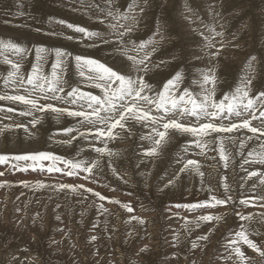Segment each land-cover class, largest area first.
Instances as JSON below:
<instances>
[{
    "label": "rangeland",
    "instance_id": "rangeland-1",
    "mask_svg": "<svg viewBox=\"0 0 264 264\" xmlns=\"http://www.w3.org/2000/svg\"><path fill=\"white\" fill-rule=\"evenodd\" d=\"M46 1L47 4H45ZM108 1L0 0V31H3V34L0 33V38H11L14 42H21V44L32 49L22 61L21 71L25 75L31 72L32 65L36 63L35 52L33 51L34 46L41 44L49 48L61 46V48H65L74 54L79 53L81 50V55L95 59L101 58V62L107 63L108 61L109 66L113 68H122L121 64L123 60L119 58L121 51L117 50L118 42L116 38L112 39L114 44H101L99 47H89L88 44L90 45L98 41L89 40L83 34L75 33L73 30L68 29L66 25H61L56 22L57 20H64L74 25L77 23L79 26H82L81 24L86 22L85 24L89 26L87 27L83 24V27L85 25L91 31H100L103 29L102 33L104 31L106 37L108 35L107 26L111 22L117 23V21L111 17H106L105 13L109 9L114 13L116 9H119L121 13H129V6L133 3V0H111V3ZM204 2L207 5L210 2L215 5V7L213 6L211 15L215 18L214 22L218 23L216 31H221L220 33H223L222 36L210 35L211 31L209 29L211 27L206 18L208 14L202 10V7L205 5ZM60 3L62 7H59ZM135 3V8L130 12L133 14L132 16H135V21L118 20L120 24L126 23L124 24L125 26L135 25L134 31L130 34V38L137 44L149 40H153L156 44V37L158 35L164 33L163 35L166 36L165 39L163 36L158 40L163 47L158 45L155 51H152L153 47H151L154 43L147 44V48L145 47L143 51L137 52L131 50L138 58L145 54L143 52H152L155 56L149 65L152 70L145 76V79L153 87V93L150 94L154 95L156 90H162L163 84L166 82L165 80L172 78L179 71L183 75L181 82L182 88L180 85L178 86L181 94L187 88L193 93V96L197 95L202 85L201 88L204 90L207 89L205 95H209L211 99L219 102L225 94L235 90L238 71L241 72L242 64L247 63L252 56H255L256 59L254 60L255 62H252V70L250 71L254 74L251 77L252 87L249 96L255 97L260 91H264V0H135ZM43 7L46 11H44ZM181 7L182 9L186 7V12L189 10L191 14L189 19L185 20L178 15ZM207 9L211 10L208 7ZM67 11L68 13H66ZM177 15L184 22L182 27L179 26L180 21H178ZM101 19L105 20V25L100 22ZM190 23L196 26L191 29L188 26ZM14 26H17V29ZM8 28H15L16 30L33 34L30 36L32 39L30 37L27 38V36H18L17 33L12 34L6 32ZM37 28L41 29V31L37 32L35 30ZM58 29L61 31L60 33H63L64 37L46 35V33L52 32L53 30V32L58 33ZM120 29L119 31H124V29ZM68 32L72 36L77 34V37L75 36L76 39H66L65 37L69 36ZM184 32L186 34L188 33L187 37L184 36ZM199 32L204 33L206 37L209 36V39H216L221 45L219 49L220 53L214 57L215 65L213 66L211 62L208 64L203 62V64L197 65L198 59H201V62L203 60L200 52L204 46H200L199 42L209 41V39L203 38ZM78 34L81 37H78ZM186 38H190V42ZM128 47L131 49V45ZM75 49H77V52H74ZM88 49L92 50V52ZM192 51H195L196 55L193 57V60H188L191 55L190 52ZM166 53L174 54L173 64L168 58L164 57ZM2 54L6 58L8 57L9 60L16 61L19 59L12 52H4ZM3 55L0 53L1 60L5 58ZM226 56H230L229 58L233 59L234 67L232 66L230 70H228L230 65L227 62L225 63ZM51 58L52 60H50ZM53 59V56L48 57V63L44 65L43 69L45 73L50 74V64ZM5 63V61L0 62V95L4 94L2 91L11 85H5L4 83L8 68L10 67L9 71L11 70V66ZM225 64L229 67L227 66V68ZM211 67L212 74L215 76L214 83L211 81L207 85V83H203L201 74L196 75L193 73L195 70L207 71L209 73ZM246 67L248 68V64H246ZM122 69L126 70L125 68ZM159 70L167 72L162 77H159L156 75ZM246 70L248 71V69ZM66 72L63 79L68 82V85L79 87L82 91L91 92L93 95L101 94L100 89L95 88L78 76L73 61L69 62ZM79 79H82V81H79ZM194 81L197 83H194ZM27 87L30 88L31 86ZM68 88L66 85L65 93L60 95H65L70 90ZM213 90L214 96L211 95ZM20 91L24 93L23 89ZM95 91L98 92L96 93ZM7 101H0V108L3 104L2 108L4 110L2 112L5 114L4 119L0 121V129H3V131H0V155L9 156V159L5 163L0 164L4 167L0 171L4 173L3 176H0V182H7L4 187H0V264H216L219 262L218 259H220L218 264H241L239 258L233 251L234 246L230 243L235 239V233L241 230V225H245L247 228L245 231L249 239L255 243V240H258L259 245H257L264 251V200L258 198L264 196V184H261L259 186L260 188L258 187L257 189L256 186L254 189L248 185L246 180L244 182L240 180L244 165L240 162L247 161L246 163H248L259 160V158L252 157H259L258 153H261L264 149L259 152L258 147H256V139L251 136L253 134L250 132H246L248 134L244 136V141H241L242 131H248L247 129L234 131L228 135L227 133H221L219 134V137L221 136L220 138L217 137L216 133L203 137L206 140V147L204 146L206 160L202 162V166L200 167H202L206 174L210 172V178H208L209 189H198V176H195L192 179L193 181L191 180V183L188 184V179L184 174L179 176V179H176L173 188L165 187L161 191L155 190L159 184L158 181H155L153 184L144 185L139 176L136 178L132 176V171L125 172L129 180H120L115 176L116 174L113 169L116 170L122 165L124 168L128 166L127 168L130 169L131 167L136 174L139 173L140 167L138 169L135 164H139L140 161L136 162L133 157L135 152L134 146H132L133 148L128 152L129 156L125 159L120 157L113 160V162H110L112 160L103 161L102 167L97 166L101 168L98 172L100 179L98 180L100 182L97 183L98 187L95 186L93 188L96 189V192L101 189L102 195L112 199H114V196H110V194L119 195L121 204H128L132 207L133 211L129 212L127 209L121 207L120 204L111 203L109 200L100 201L99 198L92 194L86 198L79 196L71 189H60L59 186H54L50 182H41L52 181L56 178L62 182L68 181L69 178L73 179L75 175H67L68 169L60 161H54L52 159L16 161L12 159L11 157L15 155L42 152L51 154V156L62 157L64 160L76 161L81 160L74 157V154H77L76 157H78L75 147L79 141L87 143L90 150L97 147V144L92 137L86 140L77 134H75L77 139L72 140L71 144L62 142L68 140V138L62 139V137L69 135L63 133L62 129L69 127L77 129L76 126L79 125L80 128L78 129L85 131L88 127H91L89 125H83L82 128L81 124L78 123L79 118L67 115L59 116L64 121L63 125L65 127H63L62 125L58 126V121L53 118H58L55 114L51 116L53 114L51 112L47 114L37 112L35 113L37 114L36 116L41 117V119L33 128L29 124L32 117L21 116L19 114L26 106H22L20 102ZM49 102H53L52 104L58 107L63 106L70 107L73 110L77 109V105H67L55 100H50ZM19 105L22 106V109ZM7 108H12L14 111L9 112ZM259 109L260 106L257 104L256 116H259ZM153 114H156L155 111H153ZM0 115L2 116L1 112ZM223 123L228 124L226 121H223ZM17 124L27 125L29 131L26 132L23 127H16ZM134 127V131H131V134L126 130L115 129L114 132L118 134L111 141L118 144L123 136L126 135L133 136V145L139 139L140 144L138 146H146V144L142 143L144 140L142 137L147 136L150 131H147L146 127L144 128L141 124L134 123ZM252 127L263 128L264 124L260 122V127L259 125ZM170 133H173L177 137V141L169 149L171 153L167 156L166 161L161 166L158 164L159 171L157 174L154 172L151 173L154 179L160 177L161 173L170 163L171 154L177 150L181 143H185L186 145L194 143L190 139V134L174 132L172 130H170ZM182 134L184 137L181 136ZM256 135L264 139V136H261L259 133ZM228 136H231V139H228ZM248 137H252V139L250 140ZM220 139H223L224 151L230 153V180L226 185L227 195H230L232 200L226 205L205 207L194 211L182 207H175L176 205L196 204L206 201L212 195L217 198L225 197V187H222V185L225 186L222 182V175L226 172L225 161L221 160L217 148V145L220 144ZM148 142V145L151 147V141L148 140ZM249 145L252 149L249 148L251 150H246L245 148H248ZM66 146L72 148H67ZM242 148L243 151L241 152L240 150ZM75 151L76 153H74ZM94 154L98 153L94 151ZM105 154L98 155L104 157ZM126 163L128 164L126 165ZM133 163H135L134 167ZM50 167H58L62 171L49 172L48 169ZM95 169H93L92 174L77 170V176L74 178L79 177L77 180L81 179L84 183L89 184L92 180V175L97 173ZM27 174L35 175L32 177L34 179H24L23 176ZM64 176L66 177L63 178ZM85 177H88V179L86 180ZM249 177L252 178V176ZM70 185H74V183ZM253 189L256 191L255 193ZM80 190L81 192H85L84 189ZM87 200L89 201L88 203H86ZM241 200H249V203L247 205L241 204ZM100 204H103L104 208L108 209V211L104 212L100 209ZM237 213L240 215H237ZM208 214L221 216L222 219L211 222L201 221L199 222V226H197L196 218ZM241 215L249 218L241 219ZM133 217H136V219H133ZM141 220L144 223H141ZM186 221H190L191 223H186ZM23 233H25L27 238H23ZM93 236L96 237L95 240H92ZM144 236L146 237L145 241L141 240ZM200 236H206L207 239L200 240L198 239ZM194 242L197 245L195 248L192 247ZM240 247L244 251L245 256L250 258L245 260L244 264H264V256L260 252L244 244H241ZM145 248L146 251H141V249ZM204 253L208 255L205 256Z\"/></svg>",
    "mask_w": 264,
    "mask_h": 264
},
{
    "label": "snow or ice",
    "instance_id": "snow-or-ice-1",
    "mask_svg": "<svg viewBox=\"0 0 264 264\" xmlns=\"http://www.w3.org/2000/svg\"><path fill=\"white\" fill-rule=\"evenodd\" d=\"M109 3H111V0H109ZM135 6L136 3L135 0H133V3L129 6V13L132 12ZM141 11H143V9H141ZM105 15L114 20L132 19L135 21V16H129L128 13H121L119 9H116L115 13L109 9ZM56 22L61 25H66L68 29H71L76 33L83 34V36L89 40L98 41L88 45L89 47H99L101 44H113L114 42L112 41L111 36L115 35L118 42L117 50L127 56V59L131 62L130 71L113 68L98 59L81 54H74L65 48H49L43 45H36L34 46L36 63L32 65L31 72L25 75L21 71L22 61L32 49H29L21 43L14 42L11 38H0V53L12 52L19 57L16 61L9 60L5 57V62L11 66V70L8 71L4 83L5 85L11 84L14 91L17 93H19L21 89H23L25 93L14 95L2 94L0 95V101L8 100L12 102H20L22 105H25V109L19 114L21 116L32 117L29 124L33 128L41 119V117L35 115L37 112L45 114L51 112L58 117L67 115L79 118L78 123H80L81 126L90 125L91 127H88L85 131L69 127L62 129V132L69 135L76 132L79 137L86 140L89 137H92L93 140L99 141L104 145L103 147H95L94 151L96 153L100 155H104L105 153L112 155L111 150L107 147V143L109 140L116 138L118 133H115L114 130L119 128L120 130H127L131 133V125L133 123L141 124L144 127H149L151 129L147 136L142 137V139H148L152 143V147L147 149L144 153V155L148 157L157 155L158 151L168 143L171 138L170 130L197 137L198 139L195 140L194 143L196 147L201 148L202 150L199 154H203V147L206 143L199 138L211 135L212 133H216L219 138V134L221 133L230 134L234 131L247 129L249 132L253 133V135L259 133L261 136H264V128L251 126V119H257V104H259L260 109H264V91H260L255 97H250L249 93L251 91L252 80L249 79L247 75L242 78L241 84L238 85L234 91L225 94L219 102L211 99L209 95H205L203 99H199L198 101V99L193 96V93L187 88H185L182 94L177 97L175 93L179 90L178 86L183 79V75L179 71L163 84L162 90H156L155 94L152 95L150 93H153V87L145 79L147 73L152 70L149 66L151 64V53L145 52L143 56L138 58L137 56L128 55V52L130 50L137 52L143 51L147 44H152L154 41L149 40L137 44L132 40L130 34L134 30V24L128 26L118 23L109 24L108 28L110 31L106 38L105 34L100 31H90L86 27L67 23L64 20H57ZM100 22L104 23V20L101 19ZM119 28H123L124 31H119ZM35 30L37 32L41 31L39 28ZM209 31L214 32V29L210 28ZM46 35L63 36V33L50 32L46 33ZM201 35L203 34L201 33ZM214 35L222 36L223 33L214 32ZM65 38L68 40L75 39L73 36H66ZM205 39L208 38L205 37ZM129 45H131V49H129ZM208 46H212L210 41ZM152 51H155V48H153ZM218 53L219 50L217 53H214V55ZM49 56L54 57L51 63L50 74L45 73L43 70L44 65L48 63ZM255 59V56L249 58L248 69L250 71L252 70V62ZM70 61L74 62L79 77L95 88L101 90L100 95H93L91 92L82 91L79 87L68 85V82L63 79V76L67 71ZM201 75L204 83H207L210 80L214 83V74L210 75L208 72H203ZM194 83L197 82L194 81ZM66 85L70 90L67 91L65 95H60V93H65ZM27 86L31 87L29 88ZM211 95L214 96V90ZM42 100H55L67 105H77V109L73 110L70 107H58L49 102L41 103L40 101ZM2 110L3 109L0 108V111ZM7 111L12 112L14 109L9 108ZM153 111H155V115L153 114ZM169 114H171V118H169ZM249 116L250 118H247ZM259 116L264 117V110H259ZM188 117L194 118V122H181ZM233 117L239 118V122L233 120ZM225 120L228 121V124L223 123ZM216 121L220 122L217 123ZM261 123L264 124V120H262ZM16 127H23L26 132L29 131L27 125L17 124ZM0 131H3V129H0ZM227 138L231 139V136H228ZM75 139H77V136H71L70 139L62 142L71 144L72 140ZM248 139H252V137H248ZM258 156L259 160L255 162L264 164V151L258 153ZM11 158L16 161H36L43 159L60 161L68 169L67 175L70 176L77 174V170L92 174L93 169L98 166L97 160L91 162L85 160H64L62 157L51 156V154L42 152L15 155ZM220 158L225 161V167H227L228 155L225 154L223 142L220 144ZM8 159L9 156L0 155V164L5 163ZM181 159L183 160V158ZM48 171L59 172L62 171V169L58 167H50ZM113 171H115V169H113ZM186 171H194L201 177L204 175L200 171V165L197 160L187 159L174 179H179V173ZM3 175L4 173L0 172V176ZM257 175L264 177V173H257L255 171L249 173V176ZM85 179H88V177H85ZM174 179H170L168 185L174 183ZM93 182H95L94 178ZM260 182L264 183V178H262ZM6 183L7 182H0V187H4ZM168 185H165V187ZM59 188L71 189L72 191L84 189L85 192L92 193L95 197L99 198L100 201L109 200L111 203L120 204L121 207L127 209L129 212L133 211L130 205L121 204L119 200L106 197L100 192H96L91 188H86L83 184L75 186L70 184H60ZM258 198L264 200V196ZM231 200L232 197L227 195V185L225 184L224 198H217L212 195L210 196V199L206 201L198 202L196 204L176 205L175 207H182L194 211L205 207L226 205ZM240 203L247 205L249 200H241ZM99 208L104 212L108 211V209L104 208L103 204H100ZM237 215L240 214L237 213ZM240 218L248 219L249 217L241 215ZM133 219H136V217H133ZM221 219V216L212 214L201 215L196 218V223L197 226H199V222L201 221L211 222L219 221ZM140 222L143 223L144 221L141 220ZM186 223L191 222L186 221ZM235 237L236 238L230 243L234 246L233 251L239 258L241 264H244V261L248 259L245 256L244 251L241 250V244L247 245L249 248L260 252V254L264 256V251L259 248L257 243L249 239L243 225H241V230L235 233ZM95 239L96 237L93 236L92 240ZM198 239L205 240L207 237L200 236ZM192 247H197L195 242ZM141 251H146V248L141 249Z\"/></svg>",
    "mask_w": 264,
    "mask_h": 264
},
{
    "label": "bare ground",
    "instance_id": "bare-ground-1",
    "mask_svg": "<svg viewBox=\"0 0 264 264\" xmlns=\"http://www.w3.org/2000/svg\"><path fill=\"white\" fill-rule=\"evenodd\" d=\"M49 1V0H48ZM78 1V0H77ZM103 1V0H102ZM10 2V1H9ZM12 2V1H11ZM109 2V1H108ZM194 2V1H193ZM206 2V1H205ZM205 2H204V4H205ZM7 3V2H6ZM13 3H14V1H13ZM41 3V2H40ZM55 3V2H54ZM77 3V2H76ZM107 3V2H106ZM201 3V2H200ZM209 3V2H208ZM42 4H43V2H42ZM45 4H47V1H46V3ZM69 4V3H68ZM78 4V3H77ZM97 4V3H96ZM203 4V5H204ZM49 5H51V3H49ZM49 5H48V8H49ZM53 5V4H52ZM59 5V4H58ZM80 5V4H79ZM81 5H82V3H81ZM84 5V4H83ZM197 6V5H196ZM210 6V7H209ZM213 6L215 7V5L212 3L211 4V2L209 3V5H207V4H205L204 5V7H206V8H204V7H202L203 9V11H205L207 14H208V17L206 16V18H207V22H208V24H210L209 26L211 27V29H214V32L216 31V27L218 26L217 24L218 23H216V22H214L215 21V18L214 17H212V12H213ZM59 7H62V5H61V3H60V5H59ZM58 7V8H59ZM207 7L208 8H211V10L209 9H207ZM216 7H217V5H216ZM222 7V6H221ZM51 8V7H50ZM57 8V7H56ZM64 8V7H63ZM72 8V7H71ZM70 8V9H71ZM74 8V7H73ZM77 8V7H76ZM82 8V7H81ZM80 8V9H81ZM185 8V9H184ZM183 9H182V7L180 8V10H179V13H178V15L180 16V17H182V18H184L185 20L186 19H189L190 17V12H189V10H188V12H186V7H184ZM17 9V8H16ZM43 9H44V7H43ZM52 9H53V7H52ZM216 9V8H215ZM64 10V9H63ZM76 10H78V9H76ZM44 11H46L45 9H44ZM59 11H60V8H59ZM62 11V10H61ZM70 11V10H69ZM199 11V10H198ZM56 12V11H55ZM58 12V11H57ZM204 12V13H205ZM62 14H63V11L61 12ZM66 13H68V11L66 12ZM73 13V12H72ZM72 13H71V15H72ZM124 13H126V12H124ZM215 13V12H214ZM213 13V14H214ZM129 14V16H132L133 14L132 13H128ZM65 15H69V14H65ZM87 15V14H86ZM89 15V14H88ZM178 15H177V19H178V21H180V23H179V26H181L182 27V24L184 23V22H182V19H180L179 17H178ZM202 16V15H201ZM74 17V16H73ZM91 17V16H90ZM198 17V16H197ZM2 18V17H1ZM81 18V17H80ZM66 19H67V17H66ZM79 19V18H78ZM84 19V18H83ZM83 19H82V23H83ZM77 20V19H76ZM80 20V19H79ZM132 21V19H128V20H125V21ZM86 21H87V19H86ZM89 21V20H88ZM91 21V20H90ZM105 21V20H104ZM117 21V23L118 24H120L119 23V21L118 20H116ZM0 22H1V20H0ZM78 22V21H77ZM121 22V21H120ZM122 22H124V21H122ZM3 23V22H2ZM12 23V22H11ZM15 23V22H14ZM53 23V22H52ZM79 23V22H78ZM80 23H81V21H80ZM86 23V22H85ZM85 23H83V24H85ZM105 23L106 22H104V25H105ZM107 23H108V21H107ZM187 23H188V20H187ZM9 24V23H8ZM24 24V23H23ZM47 24V23H46ZM83 24H81L82 26H83ZM88 24H90V23H88ZM111 24H113V22H111ZM124 24H126V23H124ZM15 25V24H14ZM48 25V24H47ZM49 25H50V23H49ZM76 25H78L77 23H76ZM86 25V24H85ZM84 25V27H86ZM100 25V24H99ZM8 26V25H7ZM11 26H12V24H11ZM53 26H54V24H53ZM89 26V25H88ZM87 26V27H88ZM188 26L192 29V27L194 28V26H196V25H194L193 23H190V24H188ZM199 26V25H198ZM235 26V25H234ZM263 26H264V24H263ZM263 26H262V28H263ZM5 27V26H4ZM14 27H16V29H17V26H14ZM27 27V26H26ZM29 27V26H28ZM46 27V26H45ZM50 27V26H49ZM51 27H52V25H51ZM99 27V26H98ZM1 28V27H0ZM19 28V27H18ZM53 28V27H52ZM91 28V27H90ZM2 29H5V28H2ZM9 29V30H8ZM7 30H6V32H10V33H12V34H15V33H17L18 34V36L19 35H21V36H27V38L28 37H30L31 35H33V34H30V33H27V32H25V31H22V30H16L15 28H13V29H11V28H8ZM29 29V28H28ZM30 29H31V27H30ZM33 29V28H32ZM98 29H101V28H98ZM123 29V28H122ZM219 30H220V28H218ZM232 29V28H231ZM16 30V31H15ZM59 30V29H58ZM103 30V29H102ZM102 30H100L101 32H102ZM105 30V29H104ZM107 30H108V33H109V28H108V26H107ZM106 30V31H107ZM119 30H121L120 28H119ZM140 30V29H139ZM238 30V29H237ZM5 31V30H4ZM30 31V30H29ZM33 31V30H32ZM50 31V30H49ZM54 31V30H53ZM52 31V32H53ZM56 31V30H55ZM68 31V30H67ZM71 31V30H70ZM91 31V30H90ZM134 31V30H133ZM228 31V30H227ZM236 31V30H235ZM3 32V31H2ZM1 31H0V33L1 34H3ZM61 31L59 30L58 31V33H60ZM72 32V31H71ZM70 32V33H71ZM138 32V31H137ZM141 32V31H140ZM214 32H212L211 31V34L210 35H212V34H214ZM217 32V31H216ZM221 32V31H220ZM5 33V32H4ZM36 33V32H35ZM43 33H45V32H43ZM50 33V32H49ZM76 33V32H75ZM103 33H104V31H103ZM200 33V35H201V32H199ZM260 33V32H259ZM6 34V33H5ZM11 34V35H12ZM64 34H65V32H64ZM134 34H136V33H134ZM140 34H142V33H140ZM162 34V35H161ZM160 35H158L156 38H157V41L156 42H158V40L160 39V38H162L164 35V33H161ZM184 36L185 37H187V34L184 32ZM203 35H202V37L203 38H205L206 37V35L204 34V33H202ZM263 34H264V32H263ZM68 35L70 36L71 34H69V32H68ZM77 35V34H76ZM76 35H73L74 37L76 36ZM79 35V34H78ZM144 35V34H143ZM157 35V34H156ZM259 35V34H258ZM16 36V35H15ZM72 36V35H71ZM108 36V35H107ZM107 36H106V38H107ZM154 36V35H153ZM208 36V35H207ZM47 37V36H46ZM49 37V36H48ZM64 37V36H63ZM77 37V36H76ZM78 37H81L80 35L78 36ZM165 37L166 36H164V39H165ZM190 37V36H189ZM218 37V36H217ZM233 37H234V35H233ZM31 39H32V37H30ZM116 38V36L115 35H112L111 36V39H115ZM148 38V37H147ZM146 38V39H147ZM193 38V37H192ZM208 39H209V36L207 37ZM261 38V37H260ZM47 39V38H46ZM54 39V38H53ZM56 39V38H55ZM60 39V38H59ZM76 39V38H75ZM188 41H189V39L190 38H186ZM194 39V38H193ZM82 40V39H81ZM260 40H262V39H260ZM19 41V40H18ZM60 41V40H59ZM66 41V40H65ZM79 41V40H78ZM85 41H87L86 39H85ZM185 41V40H184ZM209 41L211 42V47H209L208 45H209ZM209 41H202V42H199V44H200V46H204L203 47V49L201 50V52H200V55L202 56V58H203V60H202V62H201V59H198L197 60V58H196V60H197V65H200L201 63L203 64V62L204 63H210L211 62V64H212V66L213 65H215V60H214V57L217 55H214V53H217V51L220 49V47H221V45H220V43L218 42V41H216V39H209ZM220 41V40H219ZM34 43H36L35 41H33ZM32 42V43H33ZM64 42V41H63ZM82 42V41H81ZM90 42V41H89ZM190 42V41H189ZM21 43V42H20ZM40 43V42H39ZM65 43V42H64ZM82 43H84V42H82ZM91 43V42H90ZM116 43V42H115ZM264 43V42H263ZM37 44V43H36ZM81 44V43H80ZM114 44V43H113ZM164 44H165V42H164ZM195 44V43H194ZM193 44V45H194ZM42 45V44H41ZM83 45V44H82ZM89 45V44H88ZM158 45H160L161 47H163L162 45H161V42H158V43H154V44H152L151 45V47H153V48H156ZM260 45V44H259ZM76 46V45H75ZM78 46V45H77ZM118 46V45H117ZM147 46V45H146ZM264 46V45H263ZM59 47H61V46H59ZM64 47V46H63ZM85 47V46H84ZM120 47H122V46H120ZM167 47V46H166ZM51 48V47H50ZM77 48V47H76ZM87 48V47H86ZM147 48V47H146ZM152 48V49H153ZM82 49V48H81ZM93 49V48H92ZM71 50V49H70ZM78 50H79V48H78ZM87 50V49H86ZM89 50V49H88ZM225 50H226V48H225ZM262 50V49H261ZM34 51V50H33ZM77 52V49H75L74 50V52ZM89 51H91L92 52V50H89ZM228 51V50H227ZM80 52H81V50H80ZM80 52L79 53H77V54H80ZM161 52V51H160ZM159 52V53H160ZM10 53V52H9ZM143 53H145V52H143ZM151 53V57H150V59H151V61H153V58H155V56H154V54L152 53V52H150ZM219 53H220V50H219ZM218 53V54H219ZM223 53V52H222ZM222 53H221V55H222ZM82 54H83V52H82ZM190 56H189V59L188 60H193L194 58L193 57H195V55H196V52L195 51H192V52H190ZM233 54V53H232ZM231 54V55H232ZM1 55H3L2 53H1ZM5 55H6V53H5ZM5 55H3L4 57H5ZM128 55H130V56H137V55H135L131 50L128 52ZM224 55V54H223ZM2 56V57H3ZM8 56V55H7ZM98 56V55H97ZM162 56V55H161ZM160 56V57H161ZM96 57V56H95ZM104 57V56H103ZM106 57V56H105ZM109 57V56H108ZM157 57V56H156ZM165 58H168L170 61H171V63H172V61H173V59H174V54H169V53H166L165 54V56H164ZM199 57V56H198ZM222 57V56H221ZM230 57V56H229ZM229 57H225V63L227 62V64L228 65H230V68L228 69V70H230L231 68H232V66H233V59L231 58H229ZM264 57V56H263ZM99 58V57H98ZM111 58V57H110ZM117 58V57H116ZM119 58L120 59H122L123 60V63L121 64V67L122 68H125L126 70H124V71H130V66H131V62L127 59V56H125V55H123L122 53H120L119 54ZM162 58V57H161ZM200 58V57H199ZM4 59V60H3ZM2 60H1V58H0V62L1 61H5V58H3ZM7 59H8V57H7ZM101 58H99L98 60H100ZM220 59V58H219ZM50 60H52V58L50 59ZM103 60V59H102ZM164 60H166V59H164ZM235 60V59H234ZM237 60H239V59H237ZM104 61H105V59H104ZM116 61V60H115ZM218 61H220V60H218ZM106 62V61H105ZM110 62V61H109ZM156 62V61H155ZM246 62V61H245ZM255 62V61H254ZM107 63H108V61H107ZM106 63V64H107ZM112 63V62H111ZM116 63V62H115ZM114 63V64H115ZM118 63V62H117ZM195 63V62H194ZM244 63V62H243ZM6 64V63H5ZM173 64V63H172ZM196 64V63H195ZM239 64H240V62H239ZM246 64H248V62L247 63H244V64H242V70H241V72H239L238 71V75H237V81H236V85H235V88L238 86V85H240L241 83V81H242V78L245 76V75H247L248 77H249V79H251V77H252V75L254 74V73H252V72H250V70L246 67ZM51 65V64H50ZM108 65H109V63H108ZM164 65V64H163ZM171 65V64H170ZM219 65V64H218ZM226 65V64H225ZM225 65H224V67H225ZM228 65H226V67L228 66ZM7 66V65H6ZM202 66V65H201ZM241 66V65H240ZM50 67V66H49ZM219 67H220V65H219ZM225 67V68H226ZM229 67V66H228ZM227 67V68H228ZM234 67V66H233ZM10 68V67H9ZM9 68H8V70L7 71H9ZM116 68V67H115ZM119 68V67H118ZM122 68H120V69H122ZM168 68V67H167ZM170 68V67H169ZM198 68V67H197ZM202 68V67H201ZM51 69V68H50ZM166 69V68H165ZM173 69V68H172ZM199 69V68H198ZM221 69V68H220ZM235 69V68H234ZM246 69H248V71L246 70ZM123 70V69H122ZM170 70V69H169ZM182 70V69H181ZM206 70V69H205ZM226 70V69H225ZM6 71V72H7ZM247 71V72H246ZM167 72V71H166ZM165 71L163 72V71H160L159 70V72L156 74L157 76H159V77H162L165 73H166ZM173 72H174V70H173ZM203 72H205V71H200V70H195V71H193V73L194 74H196V75H198V74H201V73H203ZM207 72V71H206ZM233 72V71H232ZM248 72H250V73H248ZM67 73V72H66ZM65 73V74H66ZM28 74V73H27ZM26 74V75H27ZM209 74L210 75H212V67H211V69L209 70ZM195 75V76H196ZM74 77V76H73ZM221 77V76H220ZM256 77V76H255ZM202 79V78H201ZM70 80V79H69ZM199 80V79H198ZM78 81V80H77ZM79 81H82V79H79ZM157 81V80H156ZM165 81H167V80H165ZM201 81V80H200ZM229 81V80H228ZM209 82H211V80L209 81ZM209 82H207V85H208V83ZM164 83V82H163ZM203 83H204V81H203ZM88 84V83H87ZM198 84H199V82H198ZM202 84V83H201ZM91 85V84H90ZM180 86H181V88H182V84L180 83L179 84ZM185 85V84H184ZM204 85V84H203ZM204 86H206V85H204ZM85 87V86H84ZM86 87H88V86H86ZM202 87V85L200 86V90H199V93L197 94V95H194V97L195 98H197L198 99V101H199V99H203V97L205 96V94H206V92H207V89H203V88H201ZM252 87V86H251ZM69 89V88H68ZM253 89V88H252ZM97 90V89H96ZM215 90V89H214ZM181 90H178L175 94H181V92H180ZM4 92V94H9V95H14V94H25V93H23V92H19V93H17L16 91H14V88H13V86L12 85H9V87H6V89L5 90H3L2 91V93ZM96 92V91H95ZM98 92V91H97ZM96 92V93H97ZM222 92V91H221ZM209 93V92H208ZM211 93V92H210ZM1 94V93H0ZM60 94H62V93H60ZM176 95V96H177ZM216 101V100H215ZM8 102V101H7ZM41 103H45V102H49V101H40ZM49 103H53V102H49ZM14 104V103H13ZM7 105V104H6ZM11 105V104H10ZM9 105V106H10ZM16 105V104H15ZM20 107H21V109H22V106H24V105H19ZM2 107H3V104H2ZM1 107V108H2ZM15 107H17V106H15ZM60 107V106H59ZM61 107H63V106H61ZM190 107V106H189ZM3 109V108H2ZM8 109V108H7ZM16 109V108H15ZM23 109H24V107H23ZM4 110V109H3ZM260 110V109H259ZM1 113H2V116L0 115V121L1 120H3L4 119V117H5V114L2 112V111H0ZM259 112V111H258ZM35 115H37V114H35ZM49 115V114H48ZM54 114H52L51 116H53ZM257 117V119H251V126H254V125H259V127H260V122L264 119V117H260V116H256ZM56 121H58V126H63V127H65L63 124H64V121H62L61 120V118H57V117H53ZM169 118H171V114H169ZM247 118H250V116L249 117H247ZM233 120H235V121H237V122H239V118H235V117H233L232 118ZM226 122H228L227 120H225ZM68 122V121H67ZM181 122H185V123H188V122H194V118H192V117H188V118H186L185 120H183V121H181ZM217 123H219L220 121H216ZM72 123V122H71ZM227 124V123H226ZM67 126V125H66ZM90 126V125H89ZM57 127V126H56ZM82 127V126H81ZM55 128V127H54ZM76 128H80V126L78 125V126H76ZM83 128V127H82ZM81 128V129H82ZM87 128V127H86ZM134 123L131 125V131H134ZM145 128V127H144ZM264 128V127H263ZM56 129V128H55ZM146 129H147V131H151V129L149 128V127H146ZM57 130V129H56ZM117 130V129H116ZM127 131V130H126ZM145 131V130H144ZM120 132V131H119ZM175 132V131H174ZM246 132H249V131H242V137H241V141L243 142L244 141V136H246L248 133H246ZM123 133V132H122ZM137 133V132H136ZM145 133H146V131H145ZM145 133H144V135H145ZM251 133V132H250ZM63 134V133H62ZM75 134H77L76 132H73L72 134H70V135H68L67 137H62V139L63 138H68V139H70L69 137H71V136H75ZM127 134V133H126ZM131 134V133H130ZM253 134V133H252ZM257 134V133H256ZM251 135V136H253V138L255 137V139H256V147H258L257 149H259V152H260V150H263L264 149V147H262V146H264V139H261L259 136H257V135ZM228 135V134H227ZM56 136H57V134H56ZM138 136H141V135H138ZM179 136V135H178ZM181 136H183V134L181 135ZM181 136H179V137H181ZM188 136V135H187ZM49 137H50V135H49ZM145 137V136H144ZM170 140L168 141V143L167 144H165L164 146H163V148L162 149H160L159 151H158V154L157 155H154V156H151V157H148V156H145L144 155V153H145V151L147 150V149H149V148H151L149 145H148V140H143L142 141V143L143 144H146V146L145 145H141V146H138V144H140V142H139V139H138V141L136 142V144L135 145H133V143H132V140H133V136L131 137V136H126V135H124L123 136V138H122V140L117 144V143H115L114 141H111V140H109L108 141V143H107V147H108V149H110L111 150V152H112V155H108L107 153L105 154V156L104 157H102V156H99L98 154H94V151H92V150H94V148L92 149V150H90L89 148H88V146H87V143H85L84 141H79L78 142V144H76V147H75V149L77 150V153H78V157H76V155L74 154V157L76 158V159H81V160H85V161H89V162H91V161H93V160H97L98 161V166L99 167H102L103 166V161H107V160H112V161H110V162H113V160H115V159H117V158H120V157H122V159H125L127 156H129L128 155V152H130V150L133 148L132 146H134L135 148H134V155H133V157L135 158V161L136 162H138V161H140V163L139 164H135V163H133V167H134V164H135V166L139 169V167H140V169H139V173L138 174H136L135 172H134V170L133 169H131V167H130V169L129 168H127V167H125L124 168V166L122 165V166H120V167H118L116 170H115V176H117V178H119L120 180H122V181H124V180H129L128 178V176L127 175H125V172L126 171H132L131 172V174H132V176L133 177H137V176H139L140 178H141V180H142V183H144V185H149V184H153L155 181H158L159 182V184H158V186L155 188V190L157 191H161L162 189H164L165 188V185H168V182H169V180L170 179H174L175 178V176H176V174L179 172V169L181 168V167H183V163L187 160V159H194V160H197L198 162H199V165L200 166H202V162L203 161H205L206 160V156H205V147H206V143L204 144V146L205 147H203V154H199V153H201V148H198V147H196L195 146V143H191V144H188V145H186L185 143H181L179 146H178V148H177V150L173 153V154H171V159H170V163L168 164V166L166 167V169L161 173V175H160V177L158 178V179H154V177H153V174H151L152 172H154V173H156L157 174V172L159 171V166H158V164L161 166L165 161H166V158H167V156L168 155H170L169 153H171L170 151H169V149L171 148V146L175 143V141H177V137H175L174 135H173V133H170ZM184 137V136H183ZM204 137V136H203ZM203 137H201V138H199V139H201L202 141H204V142H206V140H204V138ZM216 137V136H215ZM221 137V136H220ZM219 137V138H220ZM225 137V136H224ZM190 139L194 142L195 140H197L198 138L197 137H194V136H192V135H190ZM50 140H51V138H50ZM180 140H181V138H180ZM222 140L223 139H220L219 140V143L221 144V142H222ZM251 140V139H250ZM58 141V140H57ZM91 141V140H90ZM95 142H96V144H97V147H103L104 145L102 144V143H100L99 141H96V140H94ZM184 142V141H183ZM91 143V142H90ZM68 144V143H67ZM220 144L219 145H217V148H218V152L220 153ZM148 145V146H147ZM191 145H193V146H191ZM67 148H72V147H70V146H66ZM73 147V148H74ZM63 148V147H62ZM92 148V147H91ZM249 148H251V146L249 145V147L248 148H245L246 150H251V149H249ZM187 149V150H186ZM217 151V150H216ZM241 152L243 151V148L240 150ZM258 151V150H257ZM253 152V151H252ZM255 152H256V150H255ZM254 152V153H255ZM74 153H76V151L74 152ZM218 153V154H219ZM225 154L226 155H228V160H227V167H225L226 168V172H224L223 173V175H222V182H223V184L225 185V184H228V182H229V180H230V177H229V171H230V161H229V156H230V153H226L225 152ZM244 155H245V153H244ZM255 155H256V153H255ZM254 156V155H253ZM69 158V157H68ZM73 158V157H72ZM181 158H183V160L181 159ZM251 158V157H250ZM252 158H259V157H252ZM251 158V159H252ZM239 159V158H238ZM101 160H102V163H101ZM130 160V159H129ZM134 161V160H133ZM242 161V160H241ZM251 161V160H250ZM255 161H258V160H255ZM255 161H252V162H248V163H246V162H240V163H243L244 165H243V173L240 175V180L241 181H247V183H248V185L249 186H251V188H256V186H257V189H258V187L261 185V184H264V183H261L260 181H261V179L262 178H264V177H260L259 175H257V176H252V178L251 177H249V173L250 172H257V173H264V164H261V163H258V162H255ZM115 162V161H114ZM167 163V162H166ZM239 163V162H238ZM128 163H126V165H127ZM111 165V167L112 168H114L113 166H112V164H110ZM114 165V164H113ZM225 165V164H224ZM109 166V165H108ZM107 166V167H108ZM99 167H96V169H95V172H97L96 174H93L92 175V180H91V182L89 183V184H87V183H84V181L83 180H81V179H79V180H77L78 178H74L75 176H77V174H75V176L73 177V179H71V178H69L68 179V181H65V182H62V181H59L58 180V178H56L55 180H48V181H41V182H50L52 185H54V186H59L60 184H73L74 183V185H81V184H83V185H85V187L86 188H91V189H93L94 191H96V189H94L93 187H95V186H97L98 187V185H97V183L98 182H100L99 180V174H98V172H99V170L101 169V168H99ZM132 167V168H133ZM108 168H110V167H108ZM4 169V167H2L1 165H0V171H2ZM112 171V170H111ZM200 171L204 174L202 177L200 176V175H198V174H196L194 171H186V172H183V173H179V176H181L182 174H184V175H186V177H187V179H188V184H190L191 182V180L193 179V178H195V176H198V189H209L210 188V186H209V180H208V178H210V172H208L207 174L205 173V171L202 169V167H200ZM102 172V171H101ZM83 174H85V173H83ZM155 174V175H156ZM112 175V174H111ZM35 175H33V174H27V175H25V176H23L24 177V179H26V180H29V179H34V178H32V177H34ZM113 176V175H112ZM248 176V177H247ZM21 177V176H20ZM66 176H64L63 178H65ZM103 177V176H102ZM59 178H61V177H59ZM93 178H94V180H95V182H93ZM115 178V177H114ZM99 179V180H98ZM87 180V179H86ZM117 180V179H116ZM89 181H90V178H89ZM193 181V180H192ZM176 183V179H174V183H172V184H170V185H168L167 187H169V188H173L174 187V184ZM190 186V185H189ZM222 187H225V186H223L222 185ZM187 188H188V185H187ZM260 188V187H259ZM254 189H253V191H254ZM203 191V190H202ZM202 191H200V192H202ZM79 196H84V197H88L90 194H92V193H88V192H81V190L80 189H77V191H75ZM98 192H100V193H102V191H101V189L98 191ZM145 192V191H144ZM256 191H254V193H255ZM117 193V192H116ZM203 193V192H202ZM253 193V194H254ZM145 194V193H144ZM248 194V193H247ZM93 195V194H92ZM110 196H114L113 198L114 199H116V200H121L120 199V196L119 195H116V194H110ZM107 197V196H106ZM89 201L87 200L86 201V203H88ZM246 215V214H245ZM144 223V222H143ZM243 227H244V229L246 230L247 228L245 227V225H243ZM23 229H25V228H23ZM205 229V228H204ZM206 229H208V228H206ZM21 230V229H20ZM25 231V230H24ZM27 231V230H26ZM206 231V230H205ZM28 232V231H27ZM251 235V234H250ZM26 237V235H25V233H23V238H25ZM234 237H235V235H234ZM27 238V237H26ZM236 238V237H235ZM141 240H146V237L144 236V237H142V239ZM256 241V243L258 244V240H255ZM259 245V244H258ZM205 254V253H204ZM203 255V254H202ZM208 255V254H207ZM206 254H205V256H207ZM247 257V256H246ZM224 258V257H223ZM248 258V257H247ZM248 259H250V258H248ZM248 259H246V260H248ZM219 260V262H220V259H218ZM222 261V260H221ZM218 262V263H219ZM218 263H216V264H218Z\"/></svg>",
    "mask_w": 264,
    "mask_h": 264
}]
</instances>
